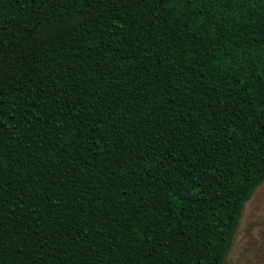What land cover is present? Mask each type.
<instances>
[{
  "label": "trees",
  "instance_id": "obj_1",
  "mask_svg": "<svg viewBox=\"0 0 264 264\" xmlns=\"http://www.w3.org/2000/svg\"><path fill=\"white\" fill-rule=\"evenodd\" d=\"M264 180V0H0V264H223Z\"/></svg>",
  "mask_w": 264,
  "mask_h": 264
},
{
  "label": "rangeland",
  "instance_id": "obj_2",
  "mask_svg": "<svg viewBox=\"0 0 264 264\" xmlns=\"http://www.w3.org/2000/svg\"><path fill=\"white\" fill-rule=\"evenodd\" d=\"M223 264H264V180L244 203Z\"/></svg>",
  "mask_w": 264,
  "mask_h": 264
}]
</instances>
